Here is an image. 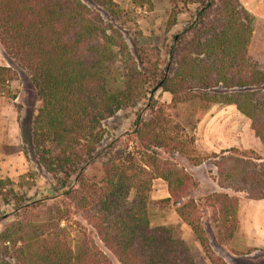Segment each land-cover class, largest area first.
Returning <instances> with one entry per match:
<instances>
[{
    "label": "trees",
    "instance_id": "1",
    "mask_svg": "<svg viewBox=\"0 0 264 264\" xmlns=\"http://www.w3.org/2000/svg\"><path fill=\"white\" fill-rule=\"evenodd\" d=\"M95 1L107 8L112 3ZM191 33L196 35L176 52L174 70L170 72L172 61L162 71L156 68L155 85L175 101L184 92L197 91L210 102L233 104L251 120V129L264 147V67L256 69L249 61V25L222 12L202 30L194 28ZM119 46L102 16L81 0H0V47L29 74L41 101L36 115L27 114L22 139L33 145L38 163L47 172L68 181L63 191L46 197L56 202L45 218L28 216L0 231V264H112L86 233L77 248L71 244L68 224L62 225L71 208L84 214L121 264H195L178 224L151 226L147 202L155 178L166 181L169 196L164 201L173 204L186 195L188 181L196 185L184 169L161 159L157 149L183 154L193 165L205 158L186 154L173 143L162 127L161 108L149 119L137 114L131 132L135 150L116 147L117 141L101 145L103 120L127 106L142 83L135 70L144 71V62H134L136 68L126 76L123 89H109L106 70L117 61ZM173 55L170 51L171 59ZM11 73L10 67L0 65V95ZM213 156L222 188L246 191L251 199L264 198V155L231 148ZM98 160L103 172L99 180L87 173ZM8 182L0 178L3 197L14 193L6 188ZM216 199L222 203L224 217L232 219L224 224L227 235L222 243L236 228L238 198L217 193ZM36 203L16 202L15 215ZM194 208L189 200L176 212L208 253ZM207 257L212 264H225L219 257Z\"/></svg>",
    "mask_w": 264,
    "mask_h": 264
},
{
    "label": "rangeland",
    "instance_id": "2",
    "mask_svg": "<svg viewBox=\"0 0 264 264\" xmlns=\"http://www.w3.org/2000/svg\"><path fill=\"white\" fill-rule=\"evenodd\" d=\"M81 1L102 16L108 33L117 38L120 44L115 49L119 53L117 61L109 64L106 70L110 90H122L126 76L131 69L134 70L133 63L144 62L142 64L144 71L135 67L136 75L142 82L139 86L140 91L132 93L134 97L129 100L127 106L103 120L104 137L101 145L107 146L117 141L116 147L125 146L128 151L135 150L131 132L135 129L133 124L137 114L143 119H149L161 108L162 114L165 115L162 127L167 128L173 143L184 153L194 155L196 158L203 156L205 159L202 163L193 165L183 154L168 148L157 149L161 159L184 169L196 185L192 186L188 181L186 195L177 204H173L171 201H164L165 196H169L166 181L161 178L153 179L147 202L150 224L177 225L171 223L178 216L176 208L183 202L193 200L195 204L193 211L199 218V227L203 229L207 238L208 253L204 252L194 234L195 238L206 256L210 254L214 258L219 257L228 264L219 254L218 244H227L230 240L221 243V239L227 235L224 224L227 221L230 223L232 219L224 217L225 213L221 211L222 203L216 199V194L226 193L237 197L238 200L249 197L246 191H234L222 188L218 184L213 155L220 154L222 150L236 148L239 152L251 150L263 156L264 147L251 129V120L240 113L233 104L210 102L207 96L197 91L184 92L187 94H182L180 101H175L169 92L155 85L154 76L158 78L157 70L162 71L164 65L170 61L173 62L170 70L172 72L176 65V52L182 44L196 35V33L192 35L191 31L194 28L202 30L212 20L219 18L222 12L231 14L249 25L251 29L247 45L249 61L257 66L256 69L263 68L264 20L250 15L238 0H111L110 8L99 5L95 0ZM170 51L174 52L172 59ZM0 65L8 66L12 71V79L6 83V90L0 95V99L12 106L10 109L15 111L17 122L9 126L4 136L7 139L5 143L0 142V178H8L11 183L8 182L5 186L11 187L14 191L7 194L6 199L0 195L1 231L13 221L23 220L28 216L37 220L45 218L47 209L56 202V199L46 197L63 191L68 181L47 172L38 163L33 145L25 144L22 139L21 126L26 122L27 114L36 115L41 106L29 74L19 68L1 47ZM155 71L157 72L154 73ZM151 105L153 109H150ZM10 106L6 104L7 108ZM10 118L11 113L6 114V123L12 120ZM3 119L0 121L3 122ZM87 173L90 176L96 175V179L99 180L103 175L101 162L96 161L87 169ZM18 201L37 203L16 216L13 204ZM70 211L62 225L68 224L67 233L68 239L72 240L71 244L77 248L86 233L112 264H121L105 247L84 214L75 208H71ZM236 219L234 233L239 227L238 213ZM243 236L245 235L241 237ZM187 245L194 255L193 246ZM260 250L261 252H254L248 261L239 258V264H264V248ZM237 251L249 254L253 250L251 247L243 250V246L239 249L238 246Z\"/></svg>",
    "mask_w": 264,
    "mask_h": 264
},
{
    "label": "crops",
    "instance_id": "3",
    "mask_svg": "<svg viewBox=\"0 0 264 264\" xmlns=\"http://www.w3.org/2000/svg\"><path fill=\"white\" fill-rule=\"evenodd\" d=\"M239 2L250 15L259 20H264V0H239ZM6 104L10 106L8 102L0 99V119L4 118L3 122L0 121V142L3 143L7 140L4 136H6L9 126L17 123L15 111L10 109L12 106L7 108ZM8 113H11L12 120L6 123V114ZM15 132H17V128ZM237 213L239 215V227L237 231L232 235L227 244H218L219 254L228 264H239V258H244L248 261L249 257L254 255V252H261L260 249L264 248V198L239 199ZM171 223L180 224L183 239L187 244L193 246L195 264H211L203 252L199 241L195 238L191 227L181 221L179 216ZM242 235L245 236L241 237ZM238 246L239 249L243 246V250L251 247L253 251L249 254H242L237 251Z\"/></svg>",
    "mask_w": 264,
    "mask_h": 264
}]
</instances>
